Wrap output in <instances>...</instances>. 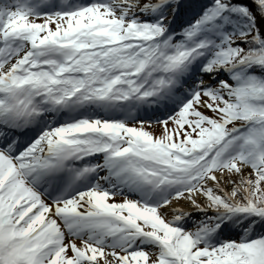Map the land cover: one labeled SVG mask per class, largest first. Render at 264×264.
<instances>
[{"label":"snow or ice","instance_id":"1","mask_svg":"<svg viewBox=\"0 0 264 264\" xmlns=\"http://www.w3.org/2000/svg\"><path fill=\"white\" fill-rule=\"evenodd\" d=\"M0 264H264V0H0Z\"/></svg>","mask_w":264,"mask_h":264},{"label":"rangeland","instance_id":"2","mask_svg":"<svg viewBox=\"0 0 264 264\" xmlns=\"http://www.w3.org/2000/svg\"><path fill=\"white\" fill-rule=\"evenodd\" d=\"M119 199V197H117ZM198 218V217H197Z\"/></svg>","mask_w":264,"mask_h":264}]
</instances>
